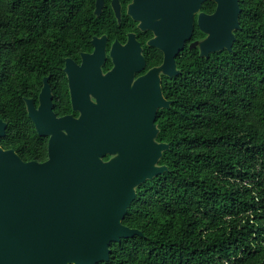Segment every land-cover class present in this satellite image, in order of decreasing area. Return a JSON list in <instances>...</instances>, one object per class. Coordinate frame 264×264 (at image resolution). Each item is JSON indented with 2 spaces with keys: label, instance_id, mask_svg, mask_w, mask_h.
Returning <instances> with one entry per match:
<instances>
[{
  "label": "trees",
  "instance_id": "obj_1",
  "mask_svg": "<svg viewBox=\"0 0 264 264\" xmlns=\"http://www.w3.org/2000/svg\"><path fill=\"white\" fill-rule=\"evenodd\" d=\"M93 0H0V105L16 135L21 56L84 48ZM231 50L182 52L157 113L166 169L135 187L96 264H264V0H239ZM15 140V138H14Z\"/></svg>",
  "mask_w": 264,
  "mask_h": 264
},
{
  "label": "water",
  "instance_id": "obj_2",
  "mask_svg": "<svg viewBox=\"0 0 264 264\" xmlns=\"http://www.w3.org/2000/svg\"><path fill=\"white\" fill-rule=\"evenodd\" d=\"M202 1L151 2L149 22L158 33L151 43L164 50L161 68L170 76L178 73L174 54L189 38L192 13ZM215 1V12L198 16L207 33L198 43L200 56L231 50L233 31L239 28V0ZM154 15L163 16L170 32V23L178 20L177 38L166 39L165 25L155 24ZM136 48L128 68L122 59H115L114 68L104 76L98 74V65L87 67L96 73L87 77L93 80L97 102L72 88L73 106L82 114L78 119H56L50 126L47 160L23 162L13 150H0V264H21L22 256L38 253L45 254V264L48 254L50 264H96L108 260L111 242L142 234L122 219L135 187L166 169L158 160L169 144L155 140V116L157 108L168 107L169 101L162 98L158 84H150L156 69L128 87L133 70L143 63ZM95 58H102V52L95 49L88 55V60ZM106 140L118 154L103 161L101 144Z\"/></svg>",
  "mask_w": 264,
  "mask_h": 264
},
{
  "label": "flooded vegetation",
  "instance_id": "obj_3",
  "mask_svg": "<svg viewBox=\"0 0 264 264\" xmlns=\"http://www.w3.org/2000/svg\"><path fill=\"white\" fill-rule=\"evenodd\" d=\"M151 2L152 0H99L97 3V0H93L91 7L96 19L84 48L65 55L21 56L18 63L20 78L17 84L20 106L18 117L14 120L16 135L13 133V127L9 125L6 105L1 104L0 150H13L23 162L40 163L47 160L49 139L52 134L50 126L56 119L67 116L78 119L82 114L80 108L73 106L72 88L86 93L89 101L97 102L91 91L93 80L87 77V75L95 77L96 73L87 67L98 65V74L104 76L114 68L115 59L117 61L122 59L127 61L128 68L129 61L136 57L137 45L143 63L133 70L128 87L133 88L138 78L156 69L150 76V84L159 85L162 98L169 101L170 106L171 100L166 96L167 81L180 73L178 60L182 52H188V48H197L199 55L198 43L207 36V33L201 30L198 16L200 13L210 15L215 12L217 3L215 0H203L198 9L193 11L191 34L183 42L182 48H178L174 54L175 69L178 73L170 76L161 68L165 58L164 50L151 43L158 35L149 22ZM152 20L156 22L155 24L165 25L163 36L166 39L168 36L177 38V28L180 25L178 20L170 23L172 32L167 29L168 23L164 22L163 16L154 15ZM192 43L195 44L191 46ZM95 49L102 52V58L88 60V55ZM168 107L157 108L155 116L157 129V113L160 109ZM30 109L33 115H30ZM53 126L55 128V125ZM58 129L64 134L67 133L64 126H59ZM156 137L157 135L155 140L158 141ZM101 148L103 152L100 158L103 161L118 154L117 151L111 150L112 147L107 140L101 144ZM50 258L51 255L48 254V264ZM21 260V264L24 260L29 264H45V254L38 253L36 257L34 254H28L22 256Z\"/></svg>",
  "mask_w": 264,
  "mask_h": 264
},
{
  "label": "snow or ice",
  "instance_id": "obj_4",
  "mask_svg": "<svg viewBox=\"0 0 264 264\" xmlns=\"http://www.w3.org/2000/svg\"><path fill=\"white\" fill-rule=\"evenodd\" d=\"M141 75H145L144 73H141ZM110 159H111V157H110Z\"/></svg>",
  "mask_w": 264,
  "mask_h": 264
}]
</instances>
